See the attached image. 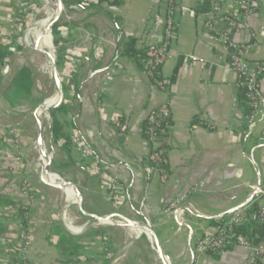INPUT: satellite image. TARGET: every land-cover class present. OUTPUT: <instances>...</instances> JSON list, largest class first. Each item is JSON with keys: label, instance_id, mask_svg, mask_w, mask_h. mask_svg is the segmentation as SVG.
<instances>
[{"label": "crops", "instance_id": "crops-1", "mask_svg": "<svg viewBox=\"0 0 264 264\" xmlns=\"http://www.w3.org/2000/svg\"><path fill=\"white\" fill-rule=\"evenodd\" d=\"M116 1L107 8L118 19L116 23L92 8L81 10L87 23L103 24L104 35L85 28L88 36L81 38L80 56L72 53L64 61L71 67L75 84L67 91L66 116L57 120L61 134L72 145L69 150L55 151V167L57 171L60 161L61 169L79 170L70 182L81 193L71 186L69 204L82 202L99 215L144 217L151 222L171 264H242L250 255L243 246L219 254L195 253V238L213 229L210 220L167 210L185 193V202L191 205L186 208L216 215L247 200L250 186L264 184V168L258 159L264 162V122L257 119L247 124L236 106V76L226 65L223 45L213 38L216 34L208 26L213 20L219 30L224 28L216 19L231 10V1L210 0V9L196 14L199 0H179L175 38L161 67L166 87L154 83L131 59L117 57V28L134 38L137 49L161 41L164 0ZM256 1L257 11L247 18L250 29L228 32L232 40L251 42L263 23L264 0ZM18 3L0 0V45L13 40L12 12L23 6L21 0ZM97 41L102 54L94 58L92 47ZM247 58L264 63V42L254 43ZM5 62L0 67V241L11 243L0 242V264H8L15 256L13 246L20 243L27 229L30 242L23 255L27 264H125L122 259L131 248L142 249L153 264H160L149 239L138 228L88 224L76 227L77 232L67 228L60 215L63 206L50 195L65 200L66 192L47 188L31 169L36 158L30 159L36 151L31 113L38 104L26 111L21 94L13 91L10 98L5 96L12 79L9 57ZM59 72L62 79L66 69L59 66ZM260 88L264 92V76ZM162 104L168 106L170 121L160 139L166 155L167 170L163 172L151 164L149 143L142 133L148 112ZM204 116L214 129L200 123ZM46 135L48 144L47 129ZM83 152L90 155L83 156ZM95 158L97 170L89 169ZM114 181L117 187L113 191ZM122 204L125 207H120ZM80 217L84 223L90 218L81 213ZM177 222L192 228L190 244L189 228ZM69 254L73 263L67 262ZM255 264H264V259Z\"/></svg>", "mask_w": 264, "mask_h": 264}, {"label": "built area", "instance_id": "built-area-1", "mask_svg": "<svg viewBox=\"0 0 264 264\" xmlns=\"http://www.w3.org/2000/svg\"><path fill=\"white\" fill-rule=\"evenodd\" d=\"M230 1L232 7L231 10L216 19L217 22H221L224 25V28L219 30L213 20L212 22H208V26L209 29L216 34L213 38L218 40L225 49L226 65L232 72H234L237 86L244 89L245 97L251 108L250 114L244 118L246 123L252 124L257 119L264 122V92L260 88V82L264 76V63L251 61L247 58V50L254 43L260 41L264 42V21L256 31L255 35L252 34L251 42L232 40L229 37L228 32L246 31L250 29V23L247 18L249 15L257 11L258 1ZM178 2L179 0H164L165 16L162 39L158 44L152 46V50L150 51L151 59L147 63V66L150 68L145 72L150 78H153L152 69L160 63H163L169 56L170 46L175 38L177 29ZM215 9H217V7H215ZM211 19H213V16H211ZM93 50L94 58L102 54V46L99 41L94 43ZM153 81L154 83L159 84L154 78ZM167 118H169L168 106L162 104L159 107L151 109L145 119V128L148 134L147 141L151 149L149 160L156 168L161 164L166 163L163 151L157 150L160 140L157 128L161 121ZM206 119V116L202 117L200 123L209 129H214V126L206 122ZM79 150H81V148H79ZM89 155L90 154L83 152V156ZM98 164L99 161L95 158L88 168L97 170ZM114 184L113 191L117 187V181H114ZM250 188L252 191H255V196L247 205L229 213L224 218H221L218 225H213L212 231H205L195 238L193 244V250L195 253L219 254L227 247L243 246L249 250L250 255L242 264H255L258 260L264 259V242L253 244L247 237L241 235L235 236L234 233L235 228L245 223L264 224V184H260L258 188H256V185H252ZM193 189L195 190L196 186H194ZM186 197L187 194L185 193L178 195V197L168 205L167 210L177 209L182 206L191 207L189 203L187 204L185 202ZM178 212L181 214L183 213L181 210ZM61 219L63 222H66L65 225L67 228L69 225L73 229H77L72 225V220L69 219L67 215L65 218L61 215ZM114 219H116L117 223L122 222L119 218ZM0 242L4 245L11 243L9 240H1ZM29 242L30 231L27 229L24 231L23 241L19 245V250L15 251V256L18 258L10 264H27L23 255ZM151 248L154 249L152 244Z\"/></svg>", "mask_w": 264, "mask_h": 264}, {"label": "rangeland", "instance_id": "rangeland-1", "mask_svg": "<svg viewBox=\"0 0 264 264\" xmlns=\"http://www.w3.org/2000/svg\"><path fill=\"white\" fill-rule=\"evenodd\" d=\"M21 1H22L23 6L19 5V7L21 6L22 11L19 12L18 9L15 8V10L12 12L11 27H10V38L11 40L14 39L15 43L18 46L15 45V43L11 45V54L8 57H9V62L11 66V72H12L11 76L12 77L16 74L17 70L21 68L22 66H27L32 71L33 88L30 92V96L25 97L26 99H24L22 103L24 105V109L26 111L27 110L30 111V110H33V108L37 106L41 98L48 97L51 95V93H53L54 82H53V77L45 71L48 69L46 66L47 62L44 61L45 56L42 53L33 49L32 47L33 44L31 46H27L24 43V36L26 35L27 31L32 26L36 18H40L42 16L41 9L43 5V1L42 0H21ZM15 2L16 4H19L18 0H15ZM47 2H50L52 7L54 6V4L56 5L55 0H48ZM70 2H71L70 0H62L63 10H62V14L59 20L57 21V25H58L56 29L57 31L55 33L51 32L52 37H53V47L55 51L54 52L55 56L58 58V60H60L63 63H65L64 61L67 60L66 59L67 55H70L73 53L74 55L80 56V52L77 50H79L82 47L81 38L88 36L87 33L85 32L86 31L85 28H90V30L95 32L96 34L99 33V34L104 35V32L102 31L104 29L100 28L102 27L101 25L103 24L98 23V21H97L98 25L87 23L86 15L81 13V10L73 9ZM48 36H49L48 33L44 35L43 45L45 47L49 46L48 41H47ZM87 53H91V52L88 50ZM37 74H39L40 76L38 75V77L36 78ZM65 76H66V73L62 77V80H65L66 78ZM72 78L70 76L68 81H66L65 83V86H64L65 92L63 91V99H65V96L68 98L67 91L69 90V88H72V84H75L73 80L74 78L73 79ZM21 93L22 95H24L26 94V91H21ZM67 98L65 99L66 106H68ZM63 99L61 103L63 102ZM55 116H56V119L58 118L59 120H61L63 119V117L66 116V112L65 111H55ZM46 119H47V116L43 114L41 132H42L43 139L47 142L46 125H45ZM54 147H55V151L57 152L58 150L57 146H54ZM33 150H35L34 147H33ZM36 152L37 150L34 153H32L30 159H33V157L36 156L35 159L37 160V157L40 156L41 154L38 155V153L36 154ZM258 159H259L260 166L264 168V162L261 160V158H258ZM31 169L33 171V175L37 176L38 168L32 166ZM57 173L65 181H72V180L74 181L75 176L80 174L78 169L74 171L71 169L66 170L63 168L57 169ZM38 188L41 190V186L38 185ZM44 197H45V200H47L49 203L51 202V205L53 206V203L50 200V198L47 195H44ZM54 205L56 206V204ZM71 205L73 207L76 206V204H71ZM121 206L125 207L124 204L120 205V207ZM67 211H68L67 216L69 217V219L72 220L73 226L83 227L86 225L82 221V218L80 217L79 212L72 211V210H67ZM113 221L117 222L116 219H113ZM126 241L128 243L129 238H127ZM141 250L142 249H140V251H134V249L132 250L131 248L129 250L127 257L122 260H124L125 264H153V261H151V259H149L145 255V251L143 253V251ZM153 252H154V249H153ZM16 258L18 257L16 256H14L13 258L10 257L8 264H10L11 262H14Z\"/></svg>", "mask_w": 264, "mask_h": 264}, {"label": "trees", "instance_id": "trees-1", "mask_svg": "<svg viewBox=\"0 0 264 264\" xmlns=\"http://www.w3.org/2000/svg\"><path fill=\"white\" fill-rule=\"evenodd\" d=\"M70 4L73 9H86V8H92L96 12H102L109 18H111L113 21L118 20L117 18L112 17V14L107 10L108 7L115 5L117 3L116 0L108 1V0H95V1H89V0H70ZM210 9V0H199L198 5L195 8V13H205ZM22 11L21 8H18V11ZM20 11V12H21ZM23 19V18H22ZM24 20V19H23ZM24 22V21H23ZM22 22V23H23ZM21 23V24H22ZM57 23L53 26L52 32L55 33L57 30ZM49 34V33H48ZM48 44L51 48V51L54 49L53 47V37L52 33L49 34L48 38ZM117 41L120 45L119 51L117 52V57L125 56L129 59H131L133 62H135L141 71L146 72L150 67L147 66L148 61L151 59L150 51L152 50V46H149L144 49H137L135 46V40L131 36H126L120 28H117ZM15 43V40L13 39L10 41V43H7L5 45H0V67H3L6 62L5 60L8 58V56L11 54V45ZM15 45H17L15 43ZM18 46V45H17ZM16 46V47H17ZM163 63H160L159 65L155 66L154 69H152V76L158 82L161 86L168 85L167 82L164 81L162 75H161V67ZM179 64H177L173 70V77L175 75V72L178 68ZM39 74H37L36 78ZM40 76V75H39ZM153 78H150L153 81ZM154 82V81H153ZM33 88V74L30 68L27 66H22L19 68L16 72V74L11 79V86L5 92V96L10 98L11 93L13 92L16 94L17 92L21 94L20 98L26 99L25 97L30 96V92ZM21 91H26V94L22 95ZM63 91L65 92V88L63 87ZM67 97L65 96V99ZM65 99H63V102L57 106L55 109L51 112V127H52V134H53V140L54 145L57 146V148L60 149H66L69 150L71 148V140L61 134V125L59 124L58 120L55 116V111H68V107L65 105ZM235 103L236 106L241 110L243 117L245 118L247 115L250 114L251 108L248 104V101L245 97L244 89L240 86H237V92L235 94ZM170 124L169 118L164 119L161 121L160 125L157 128L158 134L160 139L162 136H164V131L167 129V126ZM146 121L143 124L142 133L145 136L146 139H148V134L146 132ZM165 146L160 143L159 140V146L157 150H161L164 153ZM150 149V145H149ZM151 153V149L149 151V155ZM165 155V154H164ZM166 158V155H165ZM62 164L57 162V169L61 168ZM166 163L161 164L157 169H159L161 172L166 171ZM221 219L217 220H210L208 221V224L210 225H218ZM235 236L241 235L244 237H247L251 243L253 244H259L264 241V224H258V223H245L234 230ZM144 237V236H143ZM20 243L23 241V236L21 235L19 238ZM14 245L13 249L14 251L19 250V245ZM230 247H227L228 249ZM69 254L67 257V262L71 263V259H69ZM73 263V262H72Z\"/></svg>", "mask_w": 264, "mask_h": 264}, {"label": "water", "instance_id": "water-1", "mask_svg": "<svg viewBox=\"0 0 264 264\" xmlns=\"http://www.w3.org/2000/svg\"><path fill=\"white\" fill-rule=\"evenodd\" d=\"M55 2H56V9H55L54 15L47 22V24L45 25L43 30L38 34L37 38L33 42L32 47L35 50H36L37 46L40 44V41L43 38V36L46 33L50 34L52 32L53 26L57 23V21L59 20L61 14H62V10H63L62 0H55ZM53 52H55L54 49H53ZM46 66H47V68H51V69L56 68L58 66H63L66 69V76H65L66 78H65V80L61 79L59 81H55L53 93H51V95L48 97L41 98L39 100L38 106L31 113V115H32L33 146L35 147V149L38 152L44 153L46 155L47 163H46V169H45L44 184L46 185L47 188H52L51 178L54 177V178H57L58 180H61L63 183H65L69 186H72L78 192L81 193L80 189L73 182L63 180L56 171L55 147H54V140H53V134H52V127H51V112H52V110H51V105L48 104V101L51 98L57 97L60 94L63 96V87L65 86L66 81H68V79L70 78V76L72 74V70L68 64L61 62L60 60H58V58L56 56H54L52 58V60L46 64ZM42 107H46L48 109L47 119H46V123H45L47 133L49 136L48 144L45 143L44 139L40 135L39 121L37 118V111ZM259 186H260V183L257 182L256 188H258ZM50 195L55 202L62 205L65 209L80 212L81 214H84V215L90 217L92 219V222L90 224H88V227L89 226H110V227H113V226L119 225L122 227L138 228L149 239L150 243L153 245L156 257H157L158 261L160 262V264H171L169 258L167 257V255L165 254V252L161 246V243L159 241L157 233L153 229L151 222H149L144 217L141 220H134V219L128 218L127 216H124L123 214H120V213L99 215V214L94 213L93 211H90L85 205H83L82 202H78V204L75 207H73L71 204H68L66 201L59 198L58 195H56L52 192H50ZM254 196H255V191H252L251 194L248 196L247 200H245L242 204L234 206L233 208H230V209H228L224 212H221L219 214H216V215L199 214V213L194 212V211H192L186 207H179L174 212L181 210L183 212H188L191 215H193L194 217L201 219V220H217V219L224 218L229 213L244 207L253 199ZM110 217H112L113 219L119 218L122 220V222H119V223L114 222L113 220L110 219ZM177 224L179 226H185V227L189 228V230H190L189 244H190L191 238H192V228L187 224H183V223L181 224L179 222H177ZM190 253H191V257L193 258L194 253H193L192 249L190 250Z\"/></svg>", "mask_w": 264, "mask_h": 264}, {"label": "bare ground", "instance_id": "bare-ground-1", "mask_svg": "<svg viewBox=\"0 0 264 264\" xmlns=\"http://www.w3.org/2000/svg\"><path fill=\"white\" fill-rule=\"evenodd\" d=\"M47 1L48 0L43 1V5H42V9H41L42 10V16L40 18H36V20L34 21L32 26L29 28L26 35L24 36V42H25V45H27V46H31L33 44V42H34L33 40H35L37 38L38 34L43 30V28L45 27L47 22L51 19V17L55 13L56 5L54 4L55 7L54 6L52 7L50 2H47ZM30 35H31L32 39H31ZM43 44H44V36L41 39L40 44L37 46L36 51L42 53L45 56L44 61L49 63L52 60V58L55 56V53L53 52V50L51 51L50 46L45 47ZM45 71L53 77V82L61 80V76H60V72H59V66L56 68H53V69L48 68ZM62 99H63V96L61 94L58 95L57 97L51 98L48 101V104L51 105V110L56 108L57 106H59L61 104ZM47 113H48V109L46 107L40 108L37 112V118L39 121V128H40L41 137H42V132H41L42 117H43V114L47 116ZM37 153H38V155L39 154H41V155L37 157V160L36 159L34 160L33 166L38 168L37 174H38L39 178H41L44 181L47 158H46V155L44 153H40L38 151H37ZM51 181H52V186H54L56 188H60L64 192H66L64 201H66L69 204V200L71 198V186L63 183L61 180H58L57 178H54V177L51 178ZM79 197L80 196L78 195V198ZM60 210L62 212V214H61L62 217L65 218V216L68 213L67 210L64 207H61ZM110 219L113 220L112 217H110ZM91 222H92L91 218H89L88 220L85 221L86 224H89ZM64 223H66V222L64 221ZM68 228L73 232L78 231V229H73L69 225H68ZM152 251H153V249H152Z\"/></svg>", "mask_w": 264, "mask_h": 264}]
</instances>
